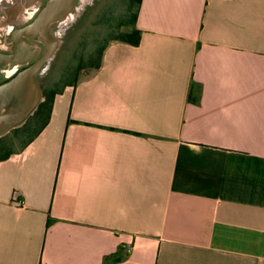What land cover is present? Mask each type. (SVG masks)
<instances>
[{"label": "crops", "instance_id": "crops-1", "mask_svg": "<svg viewBox=\"0 0 264 264\" xmlns=\"http://www.w3.org/2000/svg\"><path fill=\"white\" fill-rule=\"evenodd\" d=\"M125 2L0 160V264H264V0H142L138 46Z\"/></svg>", "mask_w": 264, "mask_h": 264}, {"label": "flooded vegetation", "instance_id": "flooded-vegetation-1", "mask_svg": "<svg viewBox=\"0 0 264 264\" xmlns=\"http://www.w3.org/2000/svg\"><path fill=\"white\" fill-rule=\"evenodd\" d=\"M4 1L5 0H0V3ZM28 1L29 3L35 2L36 9L32 16L26 18L23 17L25 6L22 4L16 3L12 7H7V5L3 3L2 6L0 5V8L3 7L7 9L6 11H2V9L0 11L3 13L7 12L11 18L14 17V20L18 21L22 18L24 19L19 22H14L16 25L11 29L9 37L6 36L4 41H1L0 39V53L12 52L13 55H16V52L18 51L17 58H14L6 66L0 67V86L9 82L20 71L38 61L46 53L49 46L46 38L30 35L29 33L31 32H29L30 30H28V27L37 19L40 11L50 0ZM77 1L78 0H75L72 8L67 10L61 18L49 23L48 34L52 36L53 39L58 40L59 44L57 48H55L53 56L46 61L41 71L37 74V80L44 99L35 112L30 115L21 126L16 127L6 135L1 136L0 140L9 138L13 141L17 137H22V135H24L23 138H26L29 133L33 132L34 128L39 129L46 119V113H48V105H45L46 102H49L54 95L56 96L58 93L62 92L68 83L78 76V67L84 63L86 58L84 57L85 52L80 50L76 45L85 43L86 40L83 33L87 26L90 28L96 27L98 23L97 21L92 20V13L94 10L88 11L85 9V12L83 13L73 12L76 8ZM94 5L97 6L95 3ZM63 20L68 21L66 30L63 36L58 37L56 36V33H58L56 29H58V24ZM8 22L9 20L3 21V25H6ZM25 46H28L33 52H31L30 56L26 59L24 58ZM22 59L25 60L22 61ZM39 74L44 75V77L40 79ZM2 126V123H0V129Z\"/></svg>", "mask_w": 264, "mask_h": 264}, {"label": "water", "instance_id": "water-1", "mask_svg": "<svg viewBox=\"0 0 264 264\" xmlns=\"http://www.w3.org/2000/svg\"><path fill=\"white\" fill-rule=\"evenodd\" d=\"M75 0H50L37 19L28 27L29 32L39 34L49 44L46 53L35 63L20 71L9 82L0 86V137L21 126L44 99L37 74L53 56L59 41L48 34L49 23L61 18L74 5ZM0 59L9 64L15 57L12 52L0 53Z\"/></svg>", "mask_w": 264, "mask_h": 264}, {"label": "rangeland", "instance_id": "rangeland-1", "mask_svg": "<svg viewBox=\"0 0 264 264\" xmlns=\"http://www.w3.org/2000/svg\"><path fill=\"white\" fill-rule=\"evenodd\" d=\"M126 0H78L77 1V5L76 8L74 9L73 12H80L83 13L86 10H90L93 11L92 13V20L94 21V14L95 11H100V13H104V15H106L107 13H111L112 11H114V9H117L118 11H124L126 9ZM3 4H6L7 7H12L14 6L16 3H20L23 6H25L24 10H23V17H30L33 15L35 9H36V3L35 2H30L28 0H5L4 2H2ZM0 3V5L2 6L3 4ZM97 4V6L94 5ZM94 5V6H93ZM73 14V13H72ZM5 20H9L8 23H6V25H3V21ZM21 20H24L23 18ZM21 20H14V17L11 18V16H9V14L7 12H2L0 11V39L1 41L7 37H9V33L11 31V29L16 25V23L14 22H19ZM109 20V19H108ZM67 20H63L62 22H60L58 24V29L56 33V36H63L66 30V26H67ZM100 25L98 24L97 27H88L86 28L85 31H87L88 33H90V37L87 38V41H85L84 44H79L76 45L78 48H80V50L85 51L88 49H90V46L92 45L94 39L92 38L94 36V32L95 31H99L98 29L101 27H99ZM101 29V28H100ZM84 31V32H85ZM84 38V36H83ZM75 46V47H76ZM64 58V57H63ZM94 61V60H93ZM91 61V62H93ZM90 63V62H88ZM62 66V65H61ZM40 79L44 77V75L39 74ZM40 125V124H39ZM38 125V126H39ZM37 128V127H36ZM35 128L33 129V132L29 133L27 138L33 134L35 132ZM24 135H22V137H17L13 140V145L15 149H19L21 148L22 144L25 142V138H23Z\"/></svg>", "mask_w": 264, "mask_h": 264}, {"label": "trees", "instance_id": "trees-1", "mask_svg": "<svg viewBox=\"0 0 264 264\" xmlns=\"http://www.w3.org/2000/svg\"><path fill=\"white\" fill-rule=\"evenodd\" d=\"M132 2L136 7L135 13H134L135 23L133 26L130 27V29L128 30L127 33L126 32L122 33L117 38L124 41V42H127L131 45L138 46L141 42V34L142 33H141V30H139L136 27V19H137V13H138V10H139V7H140L142 0H132ZM104 50H105V48H103L100 51L90 52L87 59L88 60H94L97 58L99 61L96 65V67H100L102 53ZM78 68L83 69L85 67L81 65ZM76 83H77V81L74 84H76ZM54 99H55V95L51 98V100L49 102L47 101L45 104V105H48V113H46V119H45L44 123L39 127V129L33 135L29 136V139L27 140V142L25 144H23L20 149L23 150L41 132V130L45 126V124H47V122L49 120L50 113H51L52 108H53ZM15 150L16 149L14 148L12 140H10L9 138L0 140V160L8 159L10 157V155L15 152ZM50 221L51 220H49L48 224L50 223ZM120 260H121V257H119L117 254L111 255V256L106 258L104 264H114Z\"/></svg>", "mask_w": 264, "mask_h": 264}, {"label": "bare ground", "instance_id": "bare-ground-1", "mask_svg": "<svg viewBox=\"0 0 264 264\" xmlns=\"http://www.w3.org/2000/svg\"><path fill=\"white\" fill-rule=\"evenodd\" d=\"M1 9H2V11H3V10H5V11L7 10L6 8H3V7L0 8V10H1ZM29 34L32 35V36H34V37H42V36H40L39 34H31V33H29ZM15 51H16V48H15ZM31 52H32V51L30 50V48H29L28 46H25V47H24V55H25L24 58L26 59L27 57H29L30 54H31ZM17 53H18V51L16 52V55H14L15 58H17V55H18ZM32 53H33V52H32ZM0 57H1V56H0ZM25 59H22V61L25 60ZM6 65H7V63L5 62V60H1V59H0V67L6 66Z\"/></svg>", "mask_w": 264, "mask_h": 264}, {"label": "built area", "instance_id": "built-area-1", "mask_svg": "<svg viewBox=\"0 0 264 264\" xmlns=\"http://www.w3.org/2000/svg\"><path fill=\"white\" fill-rule=\"evenodd\" d=\"M19 202H20V204H24V201L23 200H20Z\"/></svg>", "mask_w": 264, "mask_h": 264}]
</instances>
